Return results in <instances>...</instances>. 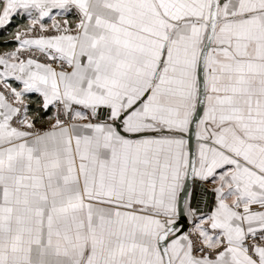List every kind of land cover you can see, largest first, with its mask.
<instances>
[{
    "label": "snow or ice",
    "instance_id": "1",
    "mask_svg": "<svg viewBox=\"0 0 264 264\" xmlns=\"http://www.w3.org/2000/svg\"><path fill=\"white\" fill-rule=\"evenodd\" d=\"M0 264H264V0H0Z\"/></svg>",
    "mask_w": 264,
    "mask_h": 264
}]
</instances>
